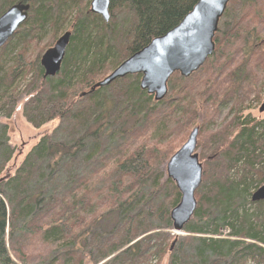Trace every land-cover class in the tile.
<instances>
[{
    "label": "trees",
    "instance_id": "trees-1",
    "mask_svg": "<svg viewBox=\"0 0 264 264\" xmlns=\"http://www.w3.org/2000/svg\"><path fill=\"white\" fill-rule=\"evenodd\" d=\"M91 2L0 0V17L18 3L31 7L0 49V115L13 118L24 97L23 117L34 129L57 122L15 169L9 127L0 123V264H264V201L250 200L264 185V122L240 119L250 95L260 93L248 78L264 74V0H233L214 54L189 78L173 75L160 102L141 90V75L90 91L176 28L199 0H111L108 24L90 12ZM66 32L61 71L45 79L40 55ZM10 49H17L13 60ZM230 105L236 125L211 130ZM199 115L208 120L194 128L197 152L207 141L217 147L199 159L215 163L217 174L204 172L181 236L171 220L181 194L163 167L187 142L176 136ZM103 221L112 228H99Z\"/></svg>",
    "mask_w": 264,
    "mask_h": 264
},
{
    "label": "water",
    "instance_id": "water-1",
    "mask_svg": "<svg viewBox=\"0 0 264 264\" xmlns=\"http://www.w3.org/2000/svg\"><path fill=\"white\" fill-rule=\"evenodd\" d=\"M232 1L199 0L176 28L154 39L146 48L134 54L107 78L97 83L90 92L108 87L118 79L141 75V90L154 96L156 102L164 100L168 94V82L173 74L179 73L182 77L189 78L214 54L215 35ZM110 3L111 0H92L90 12L109 23ZM30 9L28 4L18 3L0 17V49L25 24ZM71 36V32H66L42 56L40 64L45 79L54 78L60 73ZM259 112L264 113V103ZM198 134L199 130L194 129L187 142L166 165L168 178L175 183L181 193L180 203L171 212V220L177 234L182 233L197 209L195 195L203 176V166L197 154ZM251 201L253 203L264 201V185L253 193Z\"/></svg>",
    "mask_w": 264,
    "mask_h": 264
},
{
    "label": "rangeland",
    "instance_id": "rangeland-1",
    "mask_svg": "<svg viewBox=\"0 0 264 264\" xmlns=\"http://www.w3.org/2000/svg\"><path fill=\"white\" fill-rule=\"evenodd\" d=\"M85 1H88V0H85ZM90 9V8H89ZM111 15V13H110ZM108 24V23H107ZM21 28V27H20ZM19 28V29H20ZM52 37L51 34H49V36L45 39V41L40 44V48L38 49H35V44L34 46L32 47V49L30 50V55H32V58L33 57H36L37 56V52H39V50L43 49V47L49 43V40L50 38ZM56 43V42H55ZM54 43V44H55ZM6 46V45H5ZM4 46V47H5ZM54 45H52L53 47ZM20 47V44L18 45L17 49ZM17 49H10L9 50V58L10 60H13L15 59V56H16V51ZM45 53V52H44ZM43 53V54H44ZM42 55L41 58H42ZM31 58V59H32ZM33 60V59H32ZM41 61V59H40ZM203 67V66H202ZM196 73V72H195ZM175 74H179V73H175ZM173 74V75H175ZM172 75V76H173ZM180 75V74H179ZM263 73L259 70L256 71V75L255 76H251L248 78L249 81H252V82H249V86L254 89L255 91H258L259 90V96L257 97L256 94H249L248 97H249V100H247V110L243 111L244 114L242 118L240 119H245V118H248L250 117L251 119H254L258 122H264V113H260L259 110L261 108V106L263 105L264 103V78H263ZM136 76V75H134ZM181 76V75H180ZM182 77V76H181ZM258 77V78H257ZM184 78V77H183ZM171 79V78H170ZM187 79V78H185ZM141 82V80H140ZM169 83V82H168ZM168 92H169V87H168ZM168 95V94H167ZM247 97V98H248ZM234 99L235 101L238 103V100H240V97L238 96H234ZM26 98L22 97L20 102L17 104V107H16V112L14 113L13 115V118L11 119H5L4 116H1L0 115V123L2 124H7L8 127H9V137H10V143L11 145L14 147V150H15V154H14V158H13V161L10 163L12 168L15 169L16 166L20 165V161L23 160L25 158V155L27 154V152H29V150L32 148V146L34 144H36V142L39 140V138L43 135V134H46V133H49L51 130H52V127L54 128L57 124V122H55L53 125L52 124H49L47 126H45L43 129H40L39 131L34 129L31 125L28 124V122L26 121V119L23 117V107H24V104L26 102ZM244 101V100H243ZM248 102H252L254 103L253 104V108L250 110L248 107L249 103ZM258 102V103H257ZM246 104V103H245ZM233 108V105H230L229 108H224L222 109L221 111V115L219 117V119L215 120V125H211V130L215 127V129H220L221 127L223 128H227L230 123L232 121H234L235 125H236V122H237V119L239 114H237L236 112H231ZM199 119H197L198 121H196V126H195V123L193 125L192 128H190L188 130V133L186 135H183V134H178L176 136L175 139L179 138V137H182L184 140H188L189 138V135L191 134L192 130L195 128V127H200L201 125H204L206 126V124L204 122H206L208 120V116L205 117L204 119V116L203 115H199ZM236 119V120H235ZM204 120V121H203ZM50 125L52 127H50ZM50 128V129H49ZM49 129V130H48ZM208 131H206L207 133H212L210 132V125L207 127ZM205 137L203 139H201V143L203 142L204 144L206 143L205 142ZM173 139V138H171ZM171 139H169V141H172ZM174 139V141H175ZM174 141L172 143H174ZM207 141V140H206ZM172 143H169V144H166L168 147H171ZM197 146H198V139H197ZM182 148V147H181ZM180 148V149H181ZM179 149V150H180ZM178 150V151H179ZM217 150V147H210V144L206 143L205 147H201L198 149V152L197 154L199 155V158L201 156V154L204 155V157L206 158L205 161H207V159L209 158V156L213 153V151ZM16 160V161H15ZM200 161V159H199ZM205 161L204 162H200L203 166V176H202V183L200 185V187L202 186L203 184V181H204V172L205 173H210V175H215L217 174V171H216V167H215V163H206L205 164ZM167 165V164H166ZM166 165L163 167L165 173H166ZM17 166V167H18ZM167 174V173H166ZM175 184V183H174ZM199 187V188H200ZM256 189V188H255ZM253 190L252 191V194L256 191V190ZM198 191V190H197ZM181 194V193H180ZM252 198V197H251ZM251 200V199H250ZM252 202V201H251ZM253 203V202H252ZM246 209L251 211L249 212L250 214L253 213V207L251 205H247L246 206ZM254 220V219H253ZM98 227L99 228H106V229H111L112 228V224L109 222V221H103V222H100L98 224ZM229 233V231H226L224 233V235H227ZM173 234V233H172ZM182 234V233H181ZM183 235V234H182ZM181 235V236H182ZM38 249H31V254L33 257H35L37 259V257L39 256V253H38ZM40 252V251H39ZM35 263L33 264H37V260L34 261ZM155 262H153L152 264H154ZM162 264H168L167 263V259L164 260V262ZM251 264V263H250Z\"/></svg>",
    "mask_w": 264,
    "mask_h": 264
}]
</instances>
